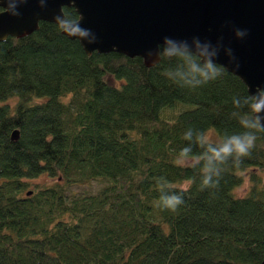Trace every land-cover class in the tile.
Returning a JSON list of instances; mask_svg holds the SVG:
<instances>
[{
    "label": "trees",
    "instance_id": "obj_1",
    "mask_svg": "<svg viewBox=\"0 0 264 264\" xmlns=\"http://www.w3.org/2000/svg\"><path fill=\"white\" fill-rule=\"evenodd\" d=\"M177 67L87 54L46 20L0 40V264H259L264 133L214 189L199 190L198 171L174 162L190 128L219 139L244 131L232 101L249 93L224 66L181 88L162 74ZM193 178L176 211L157 206L161 179L176 191Z\"/></svg>",
    "mask_w": 264,
    "mask_h": 264
},
{
    "label": "water",
    "instance_id": "obj_2",
    "mask_svg": "<svg viewBox=\"0 0 264 264\" xmlns=\"http://www.w3.org/2000/svg\"><path fill=\"white\" fill-rule=\"evenodd\" d=\"M62 6H71L76 18L82 17L80 26L95 35V42L88 43L62 32L77 39L87 54L117 51L150 66L158 61L155 52L165 37L189 49L211 42L208 51H213L219 43L216 63L237 75L249 94L264 88V0H45L43 7L38 0H26L17 6L19 16L0 14V40L31 32L39 20L55 22ZM235 29L247 34L237 38ZM224 48L232 50L234 60Z\"/></svg>",
    "mask_w": 264,
    "mask_h": 264
},
{
    "label": "clouds",
    "instance_id": "obj_3",
    "mask_svg": "<svg viewBox=\"0 0 264 264\" xmlns=\"http://www.w3.org/2000/svg\"><path fill=\"white\" fill-rule=\"evenodd\" d=\"M25 2L26 0H3V11L0 14L19 16L17 6ZM38 3L43 7L45 0H38ZM54 19L59 30L66 35L78 37L88 43L95 42L96 37L91 30L80 26L82 17L77 19L61 12V15L55 16ZM246 34V30H234L237 38H242ZM210 46L211 42H206L197 45L195 49H189L186 43L181 42L180 46H177L171 39L165 37L163 47L157 46L155 56L169 62L174 61L175 65L179 66L175 72L164 70L162 73L171 82L181 88L195 89L217 79L224 72L223 66L216 63L222 45L218 43L213 51H208ZM224 53L230 61L235 59L230 48H224ZM146 55L152 57L153 52L148 51ZM232 103L236 110L231 115L238 120L244 131L214 140L206 131L190 128L184 133V139L190 143L181 148L175 157L174 162L177 166L198 171L201 191L217 188L226 170L225 166L239 165L244 157H250L255 147L257 133H264V123H262L264 88H257L254 94L234 97ZM194 148H199V153H194ZM142 180V176H137L135 182L139 183ZM194 183H196L195 178L181 189L173 191L172 185L161 179L159 182L161 196L157 206L164 210L176 211L184 202L183 193L187 192Z\"/></svg>",
    "mask_w": 264,
    "mask_h": 264
},
{
    "label": "rangeland",
    "instance_id": "obj_4",
    "mask_svg": "<svg viewBox=\"0 0 264 264\" xmlns=\"http://www.w3.org/2000/svg\"><path fill=\"white\" fill-rule=\"evenodd\" d=\"M10 100H12L11 98H10ZM206 132L214 139V140H218L219 139V136H218V134L216 133V131H215V129L214 128H208L207 130H206ZM263 175H264V173H262ZM36 180L37 181H44V182H46V183H50V182H52L54 179H51L50 177H48L47 175H44V174H41V175H39L37 178H36ZM247 186H248V179H247V176L245 175L244 176V178H243V180H242V182L239 184V185H237V186H235L234 187V192L236 193V194H243L245 191H246V188H247ZM72 189H78L79 188V186L78 185H76V184H73V185H71L70 186ZM80 187H83V188H85V184H83L82 186H80Z\"/></svg>",
    "mask_w": 264,
    "mask_h": 264
}]
</instances>
